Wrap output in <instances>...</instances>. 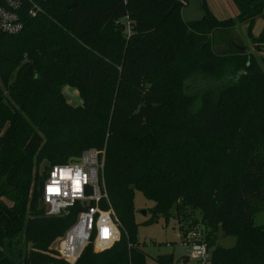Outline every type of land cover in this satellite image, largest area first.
Instances as JSON below:
<instances>
[{"label":"trees","instance_id":"obj_1","mask_svg":"<svg viewBox=\"0 0 264 264\" xmlns=\"http://www.w3.org/2000/svg\"><path fill=\"white\" fill-rule=\"evenodd\" d=\"M191 1L33 0L42 12L26 4L24 29L0 34V264H68L52 245L79 209L48 215L40 187L49 166L92 148L105 153L122 239L102 253L89 245L76 264H148L136 190L155 203L144 224L200 211L193 226L207 229L211 264H264V73L251 53L212 49L216 31L241 24L264 43L253 35L264 0H234L240 13L224 20L198 0L202 17L185 21ZM196 76L227 84L216 99L211 88L195 94ZM220 229L235 247L219 245Z\"/></svg>","mask_w":264,"mask_h":264},{"label":"built area","instance_id":"obj_2","mask_svg":"<svg viewBox=\"0 0 264 264\" xmlns=\"http://www.w3.org/2000/svg\"><path fill=\"white\" fill-rule=\"evenodd\" d=\"M28 3L29 16L36 17L42 12L33 0H0V34L14 35L24 29L22 13ZM46 172L48 176L40 191L47 214L59 217L73 208L79 209L75 223L52 246L56 257L76 264L89 245L97 251L113 247L120 240L121 224L106 188L105 153L87 149L65 164L49 166ZM203 231L200 226L195 227L187 233V241L198 264H211Z\"/></svg>","mask_w":264,"mask_h":264},{"label":"rangeland","instance_id":"obj_3","mask_svg":"<svg viewBox=\"0 0 264 264\" xmlns=\"http://www.w3.org/2000/svg\"><path fill=\"white\" fill-rule=\"evenodd\" d=\"M205 1L210 11L220 20L235 18L240 13L239 7L234 0ZM202 15L203 12L198 0H192L190 5L183 10V18L185 21L199 20ZM247 30L248 26L246 24H241L231 31H216L213 34L212 49L219 55L240 53V50L245 53H251L255 56L260 71L264 73V43H253L248 36ZM262 32H264V18H258L253 28V35L255 37H260ZM205 46L206 44L203 48H205ZM226 84L227 81L215 82L205 76H196L189 81L192 93L198 94L204 89L211 88L215 99L218 97L222 87ZM62 93L70 104L74 106L82 104L83 100L76 88L65 87ZM78 157L79 155L71 156L68 159V162ZM41 162L39 171L42 174V171L47 170L46 168H43V166H46L47 159L44 158ZM134 204L136 211L135 220L138 224V243L141 245L140 248L147 254L148 264H159L157 258L162 255H174L176 264H198V261L193 258V250L187 241V233L195 228L193 226L194 222L201 220L200 211L186 208L185 213L180 215L175 209H173L169 220L160 215L158 216L157 221L150 224H144L151 219V209L155 206V203L148 200L140 191L136 190ZM144 212L147 214L145 215ZM255 224L258 226L264 225V212L256 215ZM196 225L200 226V228L204 230V234L206 233L207 235V229L202 223ZM66 232L57 237L54 240L53 245L60 237L64 236ZM120 235L121 240L122 233H120ZM218 243L222 247L233 248L237 244V238L226 236L220 229L218 233ZM93 252L102 253L105 251H97L93 247Z\"/></svg>","mask_w":264,"mask_h":264},{"label":"water","instance_id":"obj_4","mask_svg":"<svg viewBox=\"0 0 264 264\" xmlns=\"http://www.w3.org/2000/svg\"><path fill=\"white\" fill-rule=\"evenodd\" d=\"M73 7H76V5H73L71 8H73ZM144 214L146 215L147 213H146V212H144Z\"/></svg>","mask_w":264,"mask_h":264},{"label":"crops","instance_id":"obj_5","mask_svg":"<svg viewBox=\"0 0 264 264\" xmlns=\"http://www.w3.org/2000/svg\"><path fill=\"white\" fill-rule=\"evenodd\" d=\"M199 2V1H198Z\"/></svg>","mask_w":264,"mask_h":264}]
</instances>
